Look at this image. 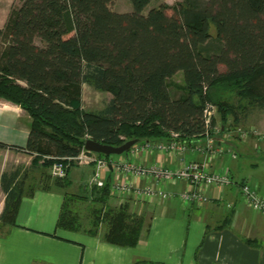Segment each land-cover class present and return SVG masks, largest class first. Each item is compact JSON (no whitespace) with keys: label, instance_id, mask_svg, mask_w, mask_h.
<instances>
[{"label":"trees","instance_id":"16d2710c","mask_svg":"<svg viewBox=\"0 0 264 264\" xmlns=\"http://www.w3.org/2000/svg\"><path fill=\"white\" fill-rule=\"evenodd\" d=\"M151 1L130 0L132 10L118 12L110 0H22L12 11L0 98L30 117L21 149L62 158L77 155L88 138L119 145L176 132L189 141L205 130L208 102L223 127L264 108V0H182L171 15L166 4L145 13ZM178 72L183 82L176 94L170 80ZM83 84L112 97L99 110L84 109ZM53 161L45 158L43 166ZM66 176L53 177L54 184L66 186ZM90 187L86 195L65 194L57 227L136 245L143 217L126 201L111 203L110 179ZM17 192L7 193L1 215L9 223H15ZM89 198L97 205L84 226L73 205Z\"/></svg>","mask_w":264,"mask_h":264},{"label":"crops","instance_id":"0c3cea01","mask_svg":"<svg viewBox=\"0 0 264 264\" xmlns=\"http://www.w3.org/2000/svg\"><path fill=\"white\" fill-rule=\"evenodd\" d=\"M29 121L20 106L0 98V142L6 144L0 147V264H264V218L249 208L239 190V183L248 182L264 195V176L245 172L246 157L264 152L262 142L256 146L252 140H221L237 156L212 160L208 169L227 171L232 184L208 187L205 203L177 198L184 181L172 182V196L163 200L125 199L130 212L143 217V226L136 245L122 246L100 234L57 227L65 194L90 192L94 165L73 164L66 186L54 184L50 168L43 166L45 158L20 148L27 142ZM180 157L201 160L203 154L188 150L183 156H170L155 151L145 163L174 167ZM104 175L112 179L113 174L109 170ZM12 188L20 195L15 223L1 217ZM110 201L119 204L112 196Z\"/></svg>","mask_w":264,"mask_h":264},{"label":"built area","instance_id":"2783aa9c","mask_svg":"<svg viewBox=\"0 0 264 264\" xmlns=\"http://www.w3.org/2000/svg\"><path fill=\"white\" fill-rule=\"evenodd\" d=\"M205 130L199 138L189 141L179 139V134L172 132L166 140H144L130 147L122 154L109 157L99 156L96 152L87 151L84 146L75 156L57 157L44 155L53 159L50 165V175L54 178H64L70 162L78 165L93 164L94 169L89 179L90 186L101 187L105 183V172H112L110 179L111 196L122 203L125 199L144 202L153 198L163 200L172 196L169 186L174 181H184L185 188L177 193V198L188 204H202L208 198L205 191L210 186L224 188L232 184L227 171H210L208 163L221 156L236 158L233 148L223 144L221 140L240 142L254 141L256 146L264 141V134L255 127H223L218 118L217 106L208 102L203 110ZM220 138V139H219ZM188 150L203 154L201 160H185L180 157V163L168 167L162 162L145 163L152 152L183 156ZM66 160L63 163L62 160ZM240 195L249 208L264 218V195L250 183L239 185Z\"/></svg>","mask_w":264,"mask_h":264},{"label":"rangeland","instance_id":"374dc122","mask_svg":"<svg viewBox=\"0 0 264 264\" xmlns=\"http://www.w3.org/2000/svg\"><path fill=\"white\" fill-rule=\"evenodd\" d=\"M180 1L182 0H152L146 6L145 13L151 7H156L160 4H166L167 8L165 9V12L168 15H171L174 12L173 7L176 6V4ZM21 2L22 0H0V29L2 30L0 34V59L2 58L3 51L10 43L8 28L6 27L7 19L11 15L12 11L21 4ZM109 7L112 10L118 12H126L132 10V4L130 0H110ZM211 33L212 35H214L213 26H211ZM182 82V73L179 72L170 80L171 91L177 94L179 90L176 87L180 86ZM111 97L112 95L109 92L95 90L87 84L82 85V106L84 109L99 110L109 102ZM239 125L243 127H255L260 133L264 134V108L252 109L251 112H249L248 116H246L245 118L241 117ZM261 142L264 144V141ZM255 162V166L250 165ZM73 164L78 165L74 162ZM245 164V172H254L258 176H264V152L256 156H247L245 159ZM91 201V198L87 199L86 201L78 200L73 205L74 209L79 214L80 221L84 224V226H90V220L92 218L90 214V208L92 209V207L97 205L93 204ZM103 226L104 225H102V227ZM100 232H102L101 229Z\"/></svg>","mask_w":264,"mask_h":264},{"label":"water","instance_id":"95a60500","mask_svg":"<svg viewBox=\"0 0 264 264\" xmlns=\"http://www.w3.org/2000/svg\"><path fill=\"white\" fill-rule=\"evenodd\" d=\"M139 141L140 140L138 138H133V139L125 140L123 143L119 145H111V144L101 143L94 139L88 138L85 140L83 146L87 151H93L104 155H118L129 150L131 146L138 143Z\"/></svg>","mask_w":264,"mask_h":264}]
</instances>
